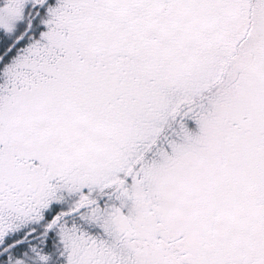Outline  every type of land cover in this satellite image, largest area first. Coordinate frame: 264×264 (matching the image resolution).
I'll use <instances>...</instances> for the list:
<instances>
[{
    "label": "snow or ice",
    "instance_id": "1",
    "mask_svg": "<svg viewBox=\"0 0 264 264\" xmlns=\"http://www.w3.org/2000/svg\"><path fill=\"white\" fill-rule=\"evenodd\" d=\"M0 264H264V0H0Z\"/></svg>",
    "mask_w": 264,
    "mask_h": 264
}]
</instances>
